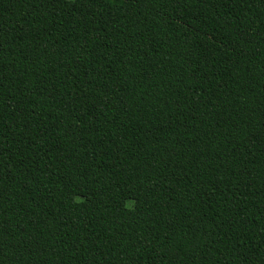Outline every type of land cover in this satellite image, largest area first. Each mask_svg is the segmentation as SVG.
I'll list each match as a JSON object with an SVG mask.
<instances>
[{
    "label": "trees",
    "instance_id": "obj_1",
    "mask_svg": "<svg viewBox=\"0 0 264 264\" xmlns=\"http://www.w3.org/2000/svg\"><path fill=\"white\" fill-rule=\"evenodd\" d=\"M170 254L264 264V0H0V264Z\"/></svg>",
    "mask_w": 264,
    "mask_h": 264
},
{
    "label": "rangeland",
    "instance_id": "obj_2",
    "mask_svg": "<svg viewBox=\"0 0 264 264\" xmlns=\"http://www.w3.org/2000/svg\"><path fill=\"white\" fill-rule=\"evenodd\" d=\"M262 34V26L255 21H244L235 33L230 47L237 50H246L255 45ZM165 264H189L176 254H170Z\"/></svg>",
    "mask_w": 264,
    "mask_h": 264
}]
</instances>
